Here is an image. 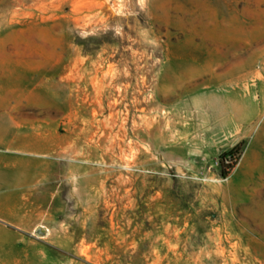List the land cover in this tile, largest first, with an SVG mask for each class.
I'll return each mask as SVG.
<instances>
[{
  "label": "rangeland",
  "instance_id": "374dc122",
  "mask_svg": "<svg viewBox=\"0 0 264 264\" xmlns=\"http://www.w3.org/2000/svg\"><path fill=\"white\" fill-rule=\"evenodd\" d=\"M0 264H264V0H0Z\"/></svg>",
  "mask_w": 264,
  "mask_h": 264
},
{
  "label": "trees",
  "instance_id": "16d2710c",
  "mask_svg": "<svg viewBox=\"0 0 264 264\" xmlns=\"http://www.w3.org/2000/svg\"><path fill=\"white\" fill-rule=\"evenodd\" d=\"M244 144L245 143L239 144L234 150L226 152L221 156V165L223 166V169H226V171L224 170L223 178H228L230 171L237 166Z\"/></svg>",
  "mask_w": 264,
  "mask_h": 264
}]
</instances>
